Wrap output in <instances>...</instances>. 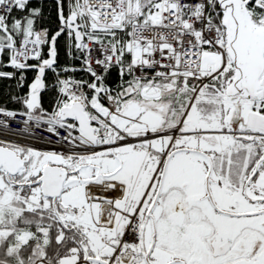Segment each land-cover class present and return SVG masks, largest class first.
<instances>
[{
  "label": "snow or ice",
  "instance_id": "1",
  "mask_svg": "<svg viewBox=\"0 0 264 264\" xmlns=\"http://www.w3.org/2000/svg\"><path fill=\"white\" fill-rule=\"evenodd\" d=\"M0 264H264V0H0Z\"/></svg>",
  "mask_w": 264,
  "mask_h": 264
},
{
  "label": "trees",
  "instance_id": "2",
  "mask_svg": "<svg viewBox=\"0 0 264 264\" xmlns=\"http://www.w3.org/2000/svg\"><path fill=\"white\" fill-rule=\"evenodd\" d=\"M10 107H11V105H10Z\"/></svg>",
  "mask_w": 264,
  "mask_h": 264
}]
</instances>
